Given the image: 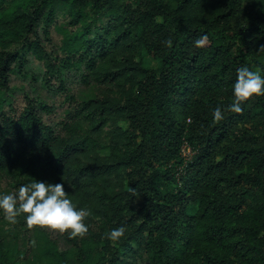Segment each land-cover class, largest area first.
<instances>
[{
	"label": "trees",
	"instance_id": "obj_1",
	"mask_svg": "<svg viewBox=\"0 0 264 264\" xmlns=\"http://www.w3.org/2000/svg\"><path fill=\"white\" fill-rule=\"evenodd\" d=\"M25 54L53 95L12 79ZM241 65L264 67V0H0V191L63 182L92 211L75 237L0 213V264H264V95L227 108Z\"/></svg>",
	"mask_w": 264,
	"mask_h": 264
},
{
	"label": "clouds",
	"instance_id": "obj_2",
	"mask_svg": "<svg viewBox=\"0 0 264 264\" xmlns=\"http://www.w3.org/2000/svg\"><path fill=\"white\" fill-rule=\"evenodd\" d=\"M207 36L195 41L202 45ZM253 95H264V67L255 68L241 65L236 69V79L232 85L231 103L227 108L235 113L241 112L242 104ZM212 118L219 121L224 118V111L217 105L212 110ZM0 213L16 222L23 216L29 227L34 225L46 226L61 233L67 232L69 237L83 236L89 231L85 219L92 215L87 207H78L65 191L63 182L50 183L31 178L20 183L10 191H0ZM126 226L113 227L108 233V239L118 241L125 234Z\"/></svg>",
	"mask_w": 264,
	"mask_h": 264
},
{
	"label": "rangeland",
	"instance_id": "obj_3",
	"mask_svg": "<svg viewBox=\"0 0 264 264\" xmlns=\"http://www.w3.org/2000/svg\"><path fill=\"white\" fill-rule=\"evenodd\" d=\"M43 74L44 73L41 69L40 64L34 61L31 56H29L28 54H25L24 60L20 64V68H18L16 76L12 77V79L15 80L16 83L18 84H19L18 80L23 83H26L28 86H30V91H33L32 85L34 81H36V83L43 86L45 90L49 89V92L51 93V95H53L54 94L53 88L55 87L50 86L49 83L44 82ZM76 76L77 75L74 72H70V71L62 70L60 73H56L55 71H53L52 75L50 76V79L51 78L53 79V77H57V79L60 82H63L64 84H69L74 80ZM14 93L20 94L22 92L20 90L15 89ZM126 125H127L126 122L123 120H115L113 122L108 123L105 126L104 128L105 132H104V135L102 138V144H101L102 148L100 149L101 152L105 150L104 147H106L111 141L112 134L116 132L118 129L124 130L126 128ZM186 154L189 155L187 151H186ZM52 235L53 237H57V236L59 237L56 231H52ZM59 246L61 248H65V243L61 238H59Z\"/></svg>",
	"mask_w": 264,
	"mask_h": 264
},
{
	"label": "built area",
	"instance_id": "obj_4",
	"mask_svg": "<svg viewBox=\"0 0 264 264\" xmlns=\"http://www.w3.org/2000/svg\"><path fill=\"white\" fill-rule=\"evenodd\" d=\"M186 151L188 152L189 155L186 154ZM182 154L183 156H187V157L190 156L189 150L186 147L182 148Z\"/></svg>",
	"mask_w": 264,
	"mask_h": 264
}]
</instances>
